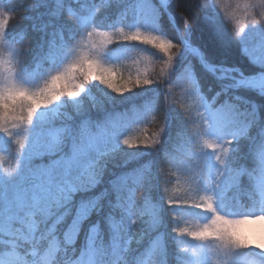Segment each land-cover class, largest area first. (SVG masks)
<instances>
[{"label": "snow or ice", "instance_id": "obj_1", "mask_svg": "<svg viewBox=\"0 0 264 264\" xmlns=\"http://www.w3.org/2000/svg\"><path fill=\"white\" fill-rule=\"evenodd\" d=\"M0 137V264H264V0H0Z\"/></svg>", "mask_w": 264, "mask_h": 264}, {"label": "trees", "instance_id": "obj_2", "mask_svg": "<svg viewBox=\"0 0 264 264\" xmlns=\"http://www.w3.org/2000/svg\"><path fill=\"white\" fill-rule=\"evenodd\" d=\"M11 0H4V3L7 5L10 3ZM231 2H235V0H231ZM182 26V25H181ZM139 44V42H135ZM148 48L151 50L150 45H140L136 49H132L129 54H128V59L122 62V65H117L120 67L121 71L126 75L130 71L132 74H135L137 67L143 69L145 66L148 68L149 75L153 78L158 79V73L159 69L162 66V59L161 60H156L154 57L150 55L149 52H145L142 49ZM154 51V50H153ZM158 55H160L158 53ZM134 61H140V64L137 65L134 63ZM183 88H184V82L182 81H177L172 87H171V93L169 99H175L177 102H190V98H188L184 93H183ZM158 125H153V127H156ZM10 156L11 151L7 148V146L4 144V139L3 137H0V156ZM3 170H0L2 172ZM246 179V178H245ZM171 187V186H169ZM139 195V194H138ZM203 222L202 218H197V217H188L187 218V223L189 226H196L197 223ZM185 220H181V226H184ZM251 227V226H248ZM255 227H259V225H256ZM185 255H190V254H185Z\"/></svg>", "mask_w": 264, "mask_h": 264}, {"label": "rangeland", "instance_id": "obj_3", "mask_svg": "<svg viewBox=\"0 0 264 264\" xmlns=\"http://www.w3.org/2000/svg\"><path fill=\"white\" fill-rule=\"evenodd\" d=\"M5 157V156H4ZM14 161L10 159V156L8 155L7 157H5L4 160L0 161V170L9 168L11 164H13ZM248 227V226H245ZM194 242H189L188 246L191 248V245ZM215 248V242L211 241L208 242L207 244L204 245V251L206 252V254L208 255L209 259H211L214 255L213 249ZM196 251L199 252L200 251V245L196 244Z\"/></svg>", "mask_w": 264, "mask_h": 264}]
</instances>
